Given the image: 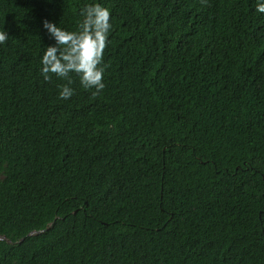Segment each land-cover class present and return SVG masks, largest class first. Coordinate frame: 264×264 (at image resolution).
<instances>
[{
  "label": "trees",
  "instance_id": "16d2710c",
  "mask_svg": "<svg viewBox=\"0 0 264 264\" xmlns=\"http://www.w3.org/2000/svg\"><path fill=\"white\" fill-rule=\"evenodd\" d=\"M92 2L0 0V264H264L256 0H95L105 88L63 100L43 21Z\"/></svg>",
  "mask_w": 264,
  "mask_h": 264
},
{
  "label": "clouds",
  "instance_id": "9594fccd",
  "mask_svg": "<svg viewBox=\"0 0 264 264\" xmlns=\"http://www.w3.org/2000/svg\"><path fill=\"white\" fill-rule=\"evenodd\" d=\"M255 11L264 14V0H256ZM81 20L75 30L69 31L57 23L45 19L43 29L54 43L47 45L40 57V74L44 80L54 75L67 83L58 86L60 99H70L75 89L72 74L79 78L84 90L95 89L99 94L104 88L103 53L112 31L110 10L100 2L84 5L80 10ZM8 40V32L0 30V45Z\"/></svg>",
  "mask_w": 264,
  "mask_h": 264
},
{
  "label": "water",
  "instance_id": "95a60500",
  "mask_svg": "<svg viewBox=\"0 0 264 264\" xmlns=\"http://www.w3.org/2000/svg\"><path fill=\"white\" fill-rule=\"evenodd\" d=\"M40 231H33L32 234H35V233H39ZM2 239H5V237H2ZM24 238H22L21 240H23ZM11 242V240H8Z\"/></svg>",
  "mask_w": 264,
  "mask_h": 264
}]
</instances>
